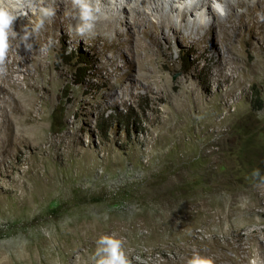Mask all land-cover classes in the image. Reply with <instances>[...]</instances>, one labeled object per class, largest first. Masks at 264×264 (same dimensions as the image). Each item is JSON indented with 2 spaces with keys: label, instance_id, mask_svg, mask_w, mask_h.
I'll list each match as a JSON object with an SVG mask.
<instances>
[{
  "label": "rangeland",
  "instance_id": "obj_1",
  "mask_svg": "<svg viewBox=\"0 0 264 264\" xmlns=\"http://www.w3.org/2000/svg\"><path fill=\"white\" fill-rule=\"evenodd\" d=\"M76 17L62 27L48 23L36 48L42 61L30 74L13 73L24 80L0 101V243H15L6 251L26 250L34 264H70L66 250L83 249L92 234L62 228L117 224L137 251L153 248L144 262L217 243L242 245L246 254L263 236L251 228L264 227V184L251 175L264 174L258 31L235 39L221 66L214 36L203 45L156 27L139 49L149 59L138 63L130 50H102L100 34L76 35ZM80 58L88 69L75 84ZM255 91L258 110L250 105Z\"/></svg>",
  "mask_w": 264,
  "mask_h": 264
},
{
  "label": "bare ground",
  "instance_id": "obj_2",
  "mask_svg": "<svg viewBox=\"0 0 264 264\" xmlns=\"http://www.w3.org/2000/svg\"><path fill=\"white\" fill-rule=\"evenodd\" d=\"M101 2L104 5V11L100 20L97 22L95 34H100L101 36L106 37H102L105 40L101 47L102 50L103 47L107 46L119 49L117 50L119 54H122L123 51L130 50L131 55L135 57L133 59L137 60L138 63L149 59L148 52L144 51V47L146 45L144 39L145 35L148 36L149 40L155 38L158 30L156 27L173 30V32L177 35L179 33L182 36H187L192 43H203V45L206 44H204V42H206L209 34L214 36L217 41L216 46L218 47L219 45V49H217L215 45L214 46L221 57V61H219L221 66L227 64L229 60L225 49L227 48L232 50L234 40L238 39V41L242 42L246 39L245 37L248 32L252 33L255 30L258 31L263 41L261 48L262 50L264 48V23L259 22L257 18V13L264 14V0H226L229 14L223 18L213 10V0H101ZM45 3L57 8L56 16L51 21L53 26L62 27L67 18L78 15L77 11L72 6L71 0H45ZM238 7L241 9L238 10ZM58 14L61 19L58 18ZM28 18H32V22H29ZM39 19L40 14L38 11L36 13L30 12L27 17H21L15 21L14 30L22 35L25 29L31 30V26H34ZM48 23L49 22L46 21L45 27L39 33L34 35L32 40L33 48L31 51H25L23 49V46L19 43V37L12 41V49L8 54L7 61L8 73L5 77H0V83H2V86L0 85V101L4 98V92L8 94V98H4L5 100L12 98L14 93H12L11 90L18 87L21 78L24 80V77H20L18 74L13 75V73L27 72L30 74L29 68L32 67L30 65H34L42 61L44 55L41 52L37 53L36 48L38 47L39 37H42L43 34L45 35L47 32ZM78 23L79 21L76 24ZM29 27L31 29H29ZM242 27L244 29H242ZM153 28V32H149V29ZM164 36H168L167 32ZM128 44L129 46H127ZM141 48L144 50L140 53L139 49ZM116 59V54H111V56L107 58V61H110L109 63L111 64L115 63ZM216 60H218V58ZM13 65H15L14 68ZM23 69L25 71H23ZM22 89L23 88H21V90ZM62 229L67 230V232L70 229L74 232L92 234L91 238L87 239L89 241L88 244H86V241L82 243L84 244L83 249H78L73 246L72 248L66 250V254L71 257L72 260L70 264H76V261L81 262V259L84 261L93 260L97 247V240L100 234L105 235L114 232L117 234L115 236L119 238L118 235L126 230L124 227L117 224H93L91 226L69 225ZM180 229L181 226L174 227V231L178 232ZM250 234H262L263 236L262 238L256 237L254 241L249 242L250 244L246 254L240 255V252L244 251V247L242 245L233 246L229 243L207 245L205 249H199V254L213 257L215 264H251L253 259H256L257 261L264 259V227L251 228ZM145 239L149 242L150 236L145 237ZM122 240L124 241V250L130 259L131 264H186V261L192 256L191 248L184 246L180 250L176 249L173 252L171 259H168L167 261H160L156 259L158 260L156 262L152 260L144 262L141 258L147 254H152L153 248L137 251L134 247L130 246L132 240L127 238ZM8 248L16 250L18 246L13 242L0 243V264H34L37 259L35 256L26 259L23 253L26 250H20V252L16 251L14 253V251L11 250L9 252L6 251ZM226 248L231 249L233 251L232 254L226 253L224 251ZM87 251H93L92 256L86 257ZM134 253H136L140 258L134 257ZM42 264H55V262L52 258H49L48 260H44Z\"/></svg>",
  "mask_w": 264,
  "mask_h": 264
},
{
  "label": "clouds",
  "instance_id": "obj_3",
  "mask_svg": "<svg viewBox=\"0 0 264 264\" xmlns=\"http://www.w3.org/2000/svg\"><path fill=\"white\" fill-rule=\"evenodd\" d=\"M73 8L77 11L79 23L75 27V33L80 37L95 34L97 22L104 11L101 0H71ZM213 10L220 17H226L229 9L226 0H213ZM39 12L40 19L31 30L25 29L23 34L14 30V23L21 17H27L29 13ZM57 8L46 4L45 0H0V77L8 73V54L12 49V41L19 37V43L25 51L33 48L32 40L36 33L44 27L45 22H51L56 16ZM258 21L264 23V14L257 13ZM252 178L264 184V174L259 168L252 171ZM106 219V217H105ZM94 264H131L124 250V241L114 234L101 235L97 240V247L93 256ZM186 264H215L211 256L194 253ZM251 264H264V259H253Z\"/></svg>",
  "mask_w": 264,
  "mask_h": 264
},
{
  "label": "trees",
  "instance_id": "obj_4",
  "mask_svg": "<svg viewBox=\"0 0 264 264\" xmlns=\"http://www.w3.org/2000/svg\"><path fill=\"white\" fill-rule=\"evenodd\" d=\"M61 55L56 56V58L61 59L63 57H67L63 53ZM79 63H82L84 66H79V68L76 70L75 75H77V73H78L79 77L76 78L75 84L83 82V80L85 79V76H86V74H85L86 70L88 69V66H87L88 62L84 58H80ZM253 94H254V97L250 101L251 109L252 110H258L262 107L263 102H262V99L260 98L259 94L256 91Z\"/></svg>",
  "mask_w": 264,
  "mask_h": 264
}]
</instances>
